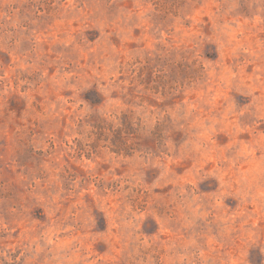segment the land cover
Segmentation results:
<instances>
[{
  "label": "rangeland",
  "instance_id": "1",
  "mask_svg": "<svg viewBox=\"0 0 264 264\" xmlns=\"http://www.w3.org/2000/svg\"><path fill=\"white\" fill-rule=\"evenodd\" d=\"M0 264H264V0H0Z\"/></svg>",
  "mask_w": 264,
  "mask_h": 264
},
{
  "label": "trees",
  "instance_id": "2",
  "mask_svg": "<svg viewBox=\"0 0 264 264\" xmlns=\"http://www.w3.org/2000/svg\"><path fill=\"white\" fill-rule=\"evenodd\" d=\"M122 124H123V126H126V127H133L135 122L130 119V120L122 121ZM122 131H124V127H123Z\"/></svg>",
  "mask_w": 264,
  "mask_h": 264
}]
</instances>
